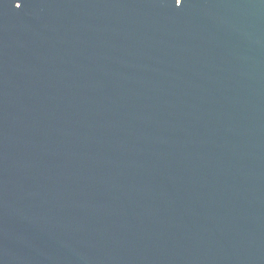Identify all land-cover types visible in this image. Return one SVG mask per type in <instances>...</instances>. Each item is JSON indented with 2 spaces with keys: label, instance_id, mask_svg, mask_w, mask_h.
Segmentation results:
<instances>
[{
  "label": "water",
  "instance_id": "obj_1",
  "mask_svg": "<svg viewBox=\"0 0 264 264\" xmlns=\"http://www.w3.org/2000/svg\"><path fill=\"white\" fill-rule=\"evenodd\" d=\"M0 264H264V0H0Z\"/></svg>",
  "mask_w": 264,
  "mask_h": 264
},
{
  "label": "snow or ice",
  "instance_id": "obj_2",
  "mask_svg": "<svg viewBox=\"0 0 264 264\" xmlns=\"http://www.w3.org/2000/svg\"><path fill=\"white\" fill-rule=\"evenodd\" d=\"M175 2L177 3V0H175Z\"/></svg>",
  "mask_w": 264,
  "mask_h": 264
}]
</instances>
